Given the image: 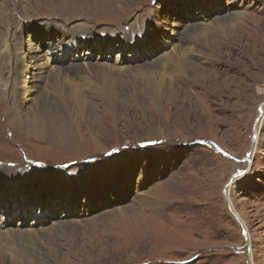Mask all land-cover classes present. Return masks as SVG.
Segmentation results:
<instances>
[{
	"label": "rangeland",
	"instance_id": "1",
	"mask_svg": "<svg viewBox=\"0 0 264 264\" xmlns=\"http://www.w3.org/2000/svg\"><path fill=\"white\" fill-rule=\"evenodd\" d=\"M106 8L92 13L83 6L60 14L43 9L40 19L31 22L35 26L52 18L63 25L81 18L68 33L91 27L92 37L103 39L93 49L99 56L90 58L87 47L82 57L71 54L60 67L143 69L164 65L168 51L175 62L167 63L163 77L140 78V85L126 83V72L113 74L107 92L115 98L111 104L91 72L88 81L79 79L81 72H71L69 79L80 88L72 90L65 82L63 102L79 111L70 117V127L82 145L80 155L64 138L58 144L29 138L19 122H11L12 98H39L38 92L26 95L29 87L40 83V92L58 95L49 74L36 75L34 64L10 63L13 55L9 58L0 39V169L27 175L16 183L7 179L13 191L6 199L17 209L44 213L42 223L31 228L23 220L12 221L11 212L6 217L0 203L6 220L0 229V261L264 264V94L259 92L264 86V0H128ZM196 28L203 30L195 35ZM28 30L26 23L15 28L16 59L29 51L24 45L48 43L32 41ZM189 34L193 39L187 48L177 50L179 38ZM114 42L117 51L102 55ZM47 50L39 51V67L57 74ZM13 65H21L18 76L11 73ZM189 65L200 67L199 74H191ZM174 81L182 90L171 95ZM78 97L87 104L76 102ZM57 116L53 120L59 126ZM28 120L22 116L24 126ZM151 130L165 132L151 136ZM11 229L22 231L14 244L5 238Z\"/></svg>",
	"mask_w": 264,
	"mask_h": 264
},
{
	"label": "bare ground",
	"instance_id": "2",
	"mask_svg": "<svg viewBox=\"0 0 264 264\" xmlns=\"http://www.w3.org/2000/svg\"><path fill=\"white\" fill-rule=\"evenodd\" d=\"M126 1H128V0H96V1H92V0H0V39H1V41L5 42V48H6L5 50H7V54L10 53L9 58L13 55V58L11 59L10 63H12L14 60H17L18 63L30 62L31 64H34L33 69L35 70L34 72L36 75H38V76L42 75V77H43V75L45 74V76L47 77L49 74V78L51 79V83L54 85L53 91H55L56 94L58 95V97L52 98V96L49 94L48 91L43 94L42 92H40L41 86H40V83H38L36 86L29 87L28 90L27 89L25 90V91H27L26 95H31V96H34V94L36 92H38L37 93V94H39L38 99L34 100L33 102H32L33 99H30L29 101H25V98H22L23 101L21 99H17L19 101H13V98H12V100H10L11 108L14 109L13 115L10 118L11 122H13V123L19 122L18 126L23 127L28 132L29 138L43 139L44 141L51 142L52 144L53 143L58 144L57 140L60 138H64V139H66L65 143H67L68 145L75 148V150H77V152H78V155H80L82 153V145L75 138L74 134L71 132L72 130L70 127V117L74 114V112H79V111L75 110L72 105H66L63 102V88H64V85L66 84L65 82L70 83V85L72 86L71 87L72 90H76L77 88L78 89L80 88V86L78 84L74 83V81L69 79L71 72L77 71L78 74L81 72L82 76L79 77V79L84 80V81L89 80L88 76L91 72V74L95 77V79L97 81L96 84L100 83L101 86L103 87V88L100 87V88H102V92H103V93H101V91H100V94L106 96L105 99L109 102V104H111V103H114L115 98L113 99L111 97L112 95L107 94V92H108L110 86H112V84H114L113 79L115 80V78H114L113 74H120L121 72H126L128 74V77H129V79H127L125 81L126 83L127 82H134L135 84H139L141 82L140 78H143V77H144L145 82H147V79L151 75H157L159 77L160 76L163 77L162 75L164 73H166V71L168 70L166 67L167 63H169V62L174 63L175 62L174 52L168 51L164 60L161 61V63L164 65H156V64L155 65H147L143 69L141 66H139V68L136 67V69H134L133 66H130L127 69L124 68L123 69L124 71L123 70H116V69H112L111 67L113 65L111 66L109 64L108 65L111 67H109L108 65L107 66L106 65L101 66V65H94V64L87 65L88 68H85V67L79 66V65H70L69 67H60L61 62L66 63V61L68 60V56L71 54H78L82 57V55L80 53L81 47L77 46L80 42L78 39V36L84 35L83 37H87L90 39L91 36L95 35V32L93 31V28H91V27H90V29H88L89 27L84 28V29L77 28V32H76V33H78L77 35L76 34L71 35L73 33L72 31H71L72 33H68L69 25L71 26L72 22H75V20L81 19V18H77L74 21H64L66 24L54 26L57 28L65 29L64 33H58L57 31L47 33L41 29L36 34V36L48 34L57 43V45H55V48H54L55 51H53L54 56L49 58L52 63H56V66L59 67L58 69H53L54 72H56L57 74L50 75V72L48 73V70H45L46 68L41 69L39 67L40 66L39 63L42 60H41V55L39 54L40 50L38 49V45H41L42 42H39V44L38 45L36 44L35 46L32 43L29 46L24 45L23 50L25 48L29 47V51L27 50L28 52H26L25 56H18V58L16 59V55L14 54V49L18 46V43L14 42V40L16 39L15 28L18 25L20 26L23 23H26L28 21L40 19V17L42 16V13H43V11H42L43 9L49 11L50 13L55 14L56 12H59V14H60L62 12L67 13V11H69L71 9L81 8V7L85 6V7L89 8L90 12L94 13L95 8L100 9V7L106 8V7L117 6V5L123 6V5H125ZM82 9H85V8H82ZM106 9H109V8H106ZM230 17H226L225 18L226 21H229ZM237 19L240 20V16H237ZM43 23L44 22H42L38 26L41 27L43 25ZM158 23H159V21H158ZM224 24H226V23H223L221 25H224ZM34 25L37 26L36 21H35ZM72 26L75 27L74 25H72ZM87 30H90V33H88ZM202 30L203 29L200 30L199 28H196L194 31L192 30L191 32L195 33V35H196V34H200ZM126 33H128V32H126ZM11 37H12V39L10 40ZM186 37H187V39H186L187 41L185 40L184 36L179 38V41L181 42V44H176L177 50L186 49L187 48L186 45L191 42V39H193L192 34H189ZM39 38H42V37H39ZM124 38L129 39V36H128V38L127 37H124ZM170 38H168V39H170ZM133 40H134V38H133ZM72 46H77V47H72ZM114 46H115V49H118L117 42L113 43L112 48ZM141 47H142V45H141ZM48 49H50V48H48ZM58 50H60V51H58ZM90 51H92L91 53L94 52L93 50H90ZM1 53H3V52H1ZM78 55H76V57ZM8 60H10V59H8ZM88 63H90V61H88ZM178 63H181V62H178ZM189 66L191 68V70H190L191 74H193V75L199 74L198 69H200V67H196L195 65H189ZM20 67H21V65H13L12 69H11L12 75L18 76L20 74V71H18V70H20ZM72 67L75 68L76 70H72L71 69ZM119 69H122V68H119ZM152 70H153V72H152ZM83 75H85V76H83ZM188 77H190V73H189V75H185L182 79H186ZM0 81H1V79H0ZM54 81L56 83H54ZM90 83H91V81H90ZM25 87H27V86H25ZM81 87H83V86H81ZM205 89H207V88H205ZM181 90H182V87L177 84V81H174V88H173V91L171 92V95H174L175 92L177 94L178 91H181ZM91 91L92 90H90V92ZM259 92H260V94H264V86L263 87L260 86ZM92 97H93V95H92ZM96 98H97V96H96ZM224 98H226V97L224 96ZM86 100H84L83 97H81V101H80L79 97L76 98V102H78L80 104L82 103L84 105L87 104ZM31 102H32L31 108H29L27 115H25L23 113V112H25V106H27ZM18 105L21 106V109L17 108ZM60 113H62V117L57 116ZM21 115L29 117V120H28V123L26 126H24V123L22 122V116ZM56 116H57L56 120L58 122H60L59 126L55 123V120H53V117H56ZM163 130H156V131L151 130L150 135L153 136V134H155V133L164 134L165 131H163ZM0 170H2V168ZM36 171H37L36 169L30 170L29 174H33ZM0 175L3 176L1 178L6 177V179H8V180L10 179V176L13 177V183L23 181V178H24L23 176L27 177V175H24L21 172L18 173L17 170H13L12 168L11 169L10 168H6V169L4 168L0 172ZM47 190L48 189H46L44 191H47ZM14 191H16V190H14ZM230 202L232 203V201H230ZM7 233L11 234V235H10V237H5V238L9 239L12 242V244H14L15 242L18 241L16 235L19 233H22V231L11 229ZM6 234H4V235H6ZM51 235H52V233H51ZM54 235L57 236V233L55 231L53 232L52 236H54ZM23 261L25 264H27V262H25V260H23ZM6 263H8V262H6ZM0 264H4L3 257H1Z\"/></svg>",
	"mask_w": 264,
	"mask_h": 264
},
{
	"label": "water",
	"instance_id": "3",
	"mask_svg": "<svg viewBox=\"0 0 264 264\" xmlns=\"http://www.w3.org/2000/svg\"><path fill=\"white\" fill-rule=\"evenodd\" d=\"M262 115H263V112L261 113V116L260 117H262ZM230 208H231V210H233L232 207H231V204H230Z\"/></svg>",
	"mask_w": 264,
	"mask_h": 264
}]
</instances>
